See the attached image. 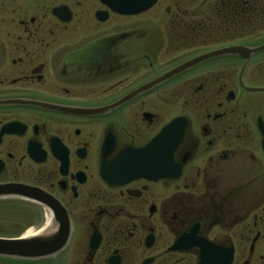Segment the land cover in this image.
I'll return each mask as SVG.
<instances>
[{"label":"flooded vegetation","instance_id":"obj_1","mask_svg":"<svg viewBox=\"0 0 264 264\" xmlns=\"http://www.w3.org/2000/svg\"><path fill=\"white\" fill-rule=\"evenodd\" d=\"M147 1L0 0V209L43 264H264V0Z\"/></svg>","mask_w":264,"mask_h":264},{"label":"water","instance_id":"obj_2","mask_svg":"<svg viewBox=\"0 0 264 264\" xmlns=\"http://www.w3.org/2000/svg\"><path fill=\"white\" fill-rule=\"evenodd\" d=\"M130 1V0H129ZM155 0H148L143 4V6L138 3L139 11H129V13L141 12L153 4ZM133 5L130 2L128 6ZM136 6V4H135ZM210 55H205L192 62L186 63L171 72L166 73L164 76L159 78L157 81L168 78L171 75L186 68V66L192 65ZM166 131V130H165ZM134 165H138L137 161L141 158L139 151H134ZM118 160H122L119 157ZM139 168V166H138ZM149 176H153L154 173L149 172ZM127 176V177H125ZM159 176H165V173H160ZM145 177L144 173H141L139 169L131 170L124 174H119L116 176L117 180H124L125 178H138ZM68 238L67 233L59 236H51L49 234H39L33 237L23 238L22 236L16 238H0V258L11 259V260H22V261H33L42 260L44 258L53 257L58 254L65 246L66 240ZM225 264H229V258L225 259Z\"/></svg>","mask_w":264,"mask_h":264},{"label":"rangeland","instance_id":"obj_3","mask_svg":"<svg viewBox=\"0 0 264 264\" xmlns=\"http://www.w3.org/2000/svg\"><path fill=\"white\" fill-rule=\"evenodd\" d=\"M12 211H10L9 214H5L2 210L0 209V237L5 238V236H11L15 234V232L18 233L20 232L17 236L23 235L25 232L28 230H38L40 228V220L39 219H31L29 220L26 215L20 211V209L15 206L11 208ZM17 215H20L23 218V220H19ZM26 218V219H25ZM18 219V220H17ZM14 226H19L18 228H15ZM23 228V229H22ZM67 255L71 257L72 255V250L71 252H68ZM67 259V258H66ZM73 260V257L68 258L66 261L64 258H61L59 261H64L65 263H71L70 261ZM42 260H33V261H22V260H11V259H3L0 258V264H43L41 262Z\"/></svg>","mask_w":264,"mask_h":264},{"label":"bare ground","instance_id":"obj_4","mask_svg":"<svg viewBox=\"0 0 264 264\" xmlns=\"http://www.w3.org/2000/svg\"><path fill=\"white\" fill-rule=\"evenodd\" d=\"M49 229L47 228H45V230H35V231H33V230H28L27 232H25L24 234H23V238H27V237H33V236H37V235H39V234H45L47 231H48Z\"/></svg>","mask_w":264,"mask_h":264}]
</instances>
